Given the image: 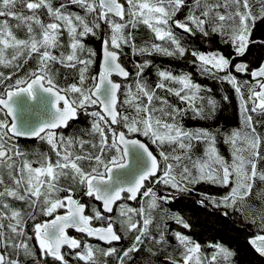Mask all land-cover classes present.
<instances>
[{"label": "snow or ice", "instance_id": "6c2138e0", "mask_svg": "<svg viewBox=\"0 0 264 264\" xmlns=\"http://www.w3.org/2000/svg\"><path fill=\"white\" fill-rule=\"evenodd\" d=\"M0 18V66L18 71L29 60L36 62L14 81L15 71H0V264H108L111 257L116 264H134L133 254L141 251L145 264L159 255L166 264H234L236 252L229 246L211 242L207 253L193 238L194 224L186 213L195 216L194 205L212 206L235 230L255 227L246 242L264 257V132L257 128L264 129V61L250 68V62L238 59L250 46H264V35L253 38L257 22L264 23V0H0ZM9 18L24 38L16 35ZM140 25L169 46L138 45L132 30ZM176 30L198 38L218 36L230 52L189 50ZM89 36L100 42L95 75L89 69L98 53L86 46ZM125 47L140 56L190 54L201 73L231 85L241 123L223 134L230 159L216 147L219 128L189 129L182 123L188 113L192 119L216 117L219 101L202 95L211 89L194 82L190 73L169 70H158L150 86L143 80L149 60L134 65L135 90L122 85L113 76L128 80L132 75L121 60ZM55 64L75 70V82L57 84ZM236 74L251 80L241 81ZM222 100L227 102L228 95ZM125 105L132 111H121ZM81 115L90 118L83 135L57 131ZM132 134L148 138L158 155ZM21 139L46 142L55 158L49 152L24 151ZM198 144L205 145L202 155L194 152ZM199 184L226 192L219 197L200 192L201 199L173 210L178 195L193 193ZM77 188L98 203L75 198ZM124 200L139 206L117 203ZM69 229L82 236L69 235ZM122 239L130 241L128 247L118 251L111 246Z\"/></svg>", "mask_w": 264, "mask_h": 264}, {"label": "trees", "instance_id": "16d2710c", "mask_svg": "<svg viewBox=\"0 0 264 264\" xmlns=\"http://www.w3.org/2000/svg\"><path fill=\"white\" fill-rule=\"evenodd\" d=\"M56 3H59L60 0H55ZM189 4L193 3V0H187ZM71 10L73 11H80L76 6H71ZM186 13V10H185ZM4 18H0L2 20ZM9 23L13 26V31L18 35L20 38H24V32L22 30H17L14 25L15 21L11 20L9 18ZM135 32L136 35V42L138 45H142L145 41H148L149 43H160L164 46H169L165 42L158 41L154 39L153 34L148 30L145 26L140 25L138 29L132 30ZM177 34L182 37V44L188 48L191 49H198L200 51H214L219 49L220 51L224 52L225 54L230 52V48L228 45H225L221 42L220 38L218 36L213 35L210 38H198V37H192L188 34L182 33L181 30H176ZM264 35V23L257 22L256 28L253 32V38L259 39ZM62 42H67V36L65 34L64 37H62ZM85 44L87 47H92L95 49L98 53L97 57L95 58L96 63L93 64V67L91 70H89V75H95L99 71V63H100V42L96 40L95 38L89 36L85 39ZM64 51H67V48L63 49ZM54 54L59 55L60 49L53 50ZM10 53V50H9ZM123 55L121 57V60L124 64V66L132 73V75L129 77L127 81L119 82L122 83V85H131L133 90H135V82L137 80V77L135 76V68L134 65L137 62H143L144 60L151 61V64L145 69V74L143 76V80L147 82L150 86H154V84L158 80L157 72L158 70H169L173 74L179 75L184 73H190L192 76V79L194 82L199 83L202 85L205 89H211V92H203L202 95H205L206 97H213L219 101L218 109L216 113V117L212 120H200V119H192V114L188 113V115L184 116L182 119V123L185 128L193 129V128H209L210 130L215 131L217 128L220 129L219 135L216 137V147L220 154L228 159H230V146L226 143H224V133H229L233 128L240 127L241 123V115L239 111V99L232 89L231 85H229L226 82H222L218 79H214L212 75L209 74H203L199 71L198 64H193L191 61L194 59L191 57L190 54H186L184 57L180 56H165L158 53H153L151 56H140V55H133L131 50L127 47L123 49ZM238 59H245L246 61L250 62V68H255L259 65L261 61H264V46H261L259 44L252 45L249 48L248 53L244 58H238ZM22 62V61H21ZM36 62L35 59L29 60L27 64H23V67H21L18 71L13 68H4L0 66V71H3L5 74L16 72V75L13 76V81L17 76H23L26 74L29 69L35 68ZM53 70L57 71L58 74L56 75V82L61 87L66 86L69 83L75 82L76 78V72L73 69H67L62 67L59 64H55L53 66ZM219 75H223L222 73ZM238 76V79L241 81L244 80H251V77L247 74H236ZM67 77V79H65ZM11 83V81H9ZM175 87H179V85H175ZM158 94L160 95H166L169 102L176 104L180 107H185V105L181 104L178 98L168 95L167 93L161 92L160 90H157ZM124 89L122 88L120 93V99L123 101L125 98L123 95ZM246 92V90H245ZM227 94L229 97V100L227 102H224L222 100V96ZM250 106V105H249ZM127 109V106H123L121 108V111H124ZM128 112H131V109H127ZM256 117L254 115V121ZM90 118H86L85 116L81 115L80 118L77 121H73L69 124V126L65 130H60L58 132H62L65 136H72V135H83V130H86L89 127ZM257 128L259 131L264 132V129H261L259 125H257ZM117 130H123L126 131V129H123L119 126H117ZM84 139H89L90 137L84 135ZM132 138H138L144 142H146L150 149L154 151L155 154L158 155L159 149H157L156 145L151 144V141L143 136H137L135 134H132ZM20 147L28 152H49L50 155L54 154L51 153L49 146L46 144V142L41 140H34V141H27V140H20ZM89 145H85V148H88ZM205 145L198 144L194 148V152L196 155H202L204 151ZM30 158H32L30 156ZM36 166V165H34ZM86 167V164L84 165ZM63 183V181H62ZM160 190H164L162 185L156 186ZM196 191H194L191 194H179L177 197V200L174 202L173 210H176V208H182L184 205H191L193 201L199 200L202 197L199 195L200 192H205L211 196H222L226 189L221 188L216 185H210V184H199L195 186ZM170 191V190H169ZM81 190L77 188L75 190V198L82 199L83 202H87L90 204H97L96 201L90 200L87 197H82L80 195ZM61 196L64 195V193L60 194ZM119 203H125L132 207H138V203L132 202V201H119ZM165 207H168V205H165ZM194 207L197 209V213L195 216H193L191 211H188L186 213L187 216L192 218V223L194 224V228L191 230V235L195 240L200 242L202 246V250L204 252L210 253L211 249L206 247L208 243L219 241L227 246H229L231 249L235 250L236 256L234 257V264H264V259L260 257L252 248L249 246L246 242V237L250 235V232H254L257 229L255 227L251 228L249 231H238L235 230L231 225L225 224L223 221L220 220L219 212L214 209L212 206H209L207 209H201L199 205H194ZM118 213V209L113 213L115 215ZM45 219L44 217H39L38 220ZM31 223V221H29ZM169 224H171V227L173 229L178 228L173 222L169 221ZM94 225L98 226L99 222H94ZM118 227V225H117ZM182 231L188 232V230ZM69 235L81 237L82 235L76 234L73 231H69ZM88 240L89 243L93 245H99L100 247H109L107 245H102L98 242L89 240L88 238H85ZM130 241L128 239H122L119 243L113 244L111 246L116 247L119 250H122L129 246ZM145 253L141 251L140 253L133 254L132 260L134 261V264H145ZM108 264H116L115 257L107 258ZM72 264H77L76 261H72ZM79 264H83V262H79ZM153 264H166V262L163 260V256L159 255L156 257H153Z\"/></svg>", "mask_w": 264, "mask_h": 264}, {"label": "water", "instance_id": "95a60500", "mask_svg": "<svg viewBox=\"0 0 264 264\" xmlns=\"http://www.w3.org/2000/svg\"><path fill=\"white\" fill-rule=\"evenodd\" d=\"M113 79L115 80V81H117V82H124V81H127V80H123L121 77H119V76H113ZM129 79V78H128ZM119 80V81H118ZM41 118H47V114H43L42 115V117ZM73 121H77V120H71V121H69V124L71 123V122H73ZM69 124H68V126H69ZM117 127V126H116ZM66 128H61V129H58L57 131H60V130H65ZM21 140H27V141H34V140H38V139H21ZM142 141V140H141ZM142 142H144V141H142ZM144 143H146V142H144ZM147 144V143H146ZM148 145V144H147ZM150 148V147H149ZM151 150V149H150ZM155 154V153H154ZM125 171H127V170H125ZM119 202V201H118ZM117 202V203H118ZM132 202H135V201H132ZM98 203V202H97ZM69 231H73L74 233H76V234H80V233H77V232H75V230H73V229H69L68 230V232ZM80 235H82V234H80ZM89 240H92V241H95V242H98V243H100V244H102V245H106V244H104L103 242H100V241H97V240H95V239H93V238H88ZM117 243H119V242H113V244H117ZM112 244V245H113ZM107 246H109V245H107ZM259 255V254H258ZM261 257V256H260ZM263 259H264V257H262Z\"/></svg>", "mask_w": 264, "mask_h": 264}, {"label": "rangeland", "instance_id": "374dc122", "mask_svg": "<svg viewBox=\"0 0 264 264\" xmlns=\"http://www.w3.org/2000/svg\"><path fill=\"white\" fill-rule=\"evenodd\" d=\"M93 67V65L90 67V69L89 70H91V68Z\"/></svg>", "mask_w": 264, "mask_h": 264}]
</instances>
